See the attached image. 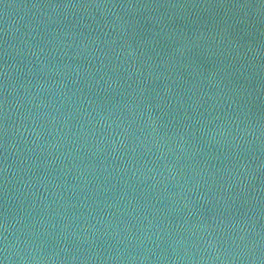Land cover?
<instances>
[{"label":"water","instance_id":"95a60500","mask_svg":"<svg viewBox=\"0 0 264 264\" xmlns=\"http://www.w3.org/2000/svg\"><path fill=\"white\" fill-rule=\"evenodd\" d=\"M147 264H264V0H130Z\"/></svg>","mask_w":264,"mask_h":264}]
</instances>
